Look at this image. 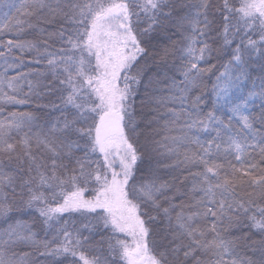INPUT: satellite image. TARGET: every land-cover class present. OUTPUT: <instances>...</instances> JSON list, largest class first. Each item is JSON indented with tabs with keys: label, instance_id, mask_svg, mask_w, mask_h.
<instances>
[{
	"label": "snow or ice",
	"instance_id": "snow-or-ice-1",
	"mask_svg": "<svg viewBox=\"0 0 264 264\" xmlns=\"http://www.w3.org/2000/svg\"><path fill=\"white\" fill-rule=\"evenodd\" d=\"M0 219V264H264V0H0Z\"/></svg>",
	"mask_w": 264,
	"mask_h": 264
},
{
	"label": "trees",
	"instance_id": "trees-1",
	"mask_svg": "<svg viewBox=\"0 0 264 264\" xmlns=\"http://www.w3.org/2000/svg\"><path fill=\"white\" fill-rule=\"evenodd\" d=\"M24 70L25 69H21V71H24ZM11 74H14V73H10V75ZM25 91H27V88L26 87H25ZM44 102H46V101H41V103H44ZM35 104H36V102L33 101V104L31 106H17L15 109H13L12 106H7V111H12V110H17V111H34L35 110ZM52 115L54 117L55 115H58V113H53ZM137 119L139 120V116L137 117ZM141 127H143V123H141ZM89 194L91 195V193H89ZM18 218L19 219H22L24 221H29L30 220V216H27V215L20 216ZM6 226H7L6 223L3 222L2 219H0V228H4ZM42 234L43 233H41V235ZM105 235H108V233H105ZM120 238L121 239H124L126 237L123 236V235H121ZM20 251H22V252H30V251H33V250L30 249V248H28V247L22 246L20 248ZM30 259L36 260L37 264H48V262L46 261V259L44 257L39 256V254L38 253H35V252H33V255L30 257ZM64 264H67V261H65Z\"/></svg>",
	"mask_w": 264,
	"mask_h": 264
}]
</instances>
